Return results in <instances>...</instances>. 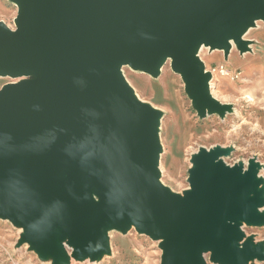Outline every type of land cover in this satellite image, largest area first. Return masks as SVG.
<instances>
[{
	"label": "water",
	"instance_id": "95a60500",
	"mask_svg": "<svg viewBox=\"0 0 264 264\" xmlns=\"http://www.w3.org/2000/svg\"><path fill=\"white\" fill-rule=\"evenodd\" d=\"M0 21V217L53 263L95 259L107 230L131 226L161 240V264H222L261 257L231 222L260 224L256 165L229 167L225 151L200 148L190 190L159 182L160 113L138 100L121 68L157 75L168 58L197 114L229 107L209 92L201 45L240 51L245 25L264 21V0H10Z\"/></svg>",
	"mask_w": 264,
	"mask_h": 264
},
{
	"label": "rangeland",
	"instance_id": "374dc122",
	"mask_svg": "<svg viewBox=\"0 0 264 264\" xmlns=\"http://www.w3.org/2000/svg\"><path fill=\"white\" fill-rule=\"evenodd\" d=\"M17 6L10 0H0V21L9 28L15 27ZM257 21V20H256ZM252 52L240 56L233 49L231 58L243 62L235 66L230 60L223 61L222 54L202 48L200 56L207 69L222 65L225 73L214 71L211 93L215 99L229 107L225 116L218 113L200 117L189 97L185 83L169 61L160 67L158 76L129 65L121 68V74L135 95L143 102L160 111V125L157 136L159 153V182L171 193L183 196L189 191L190 170L194 168L193 158L200 148L221 147L220 155L225 166L247 165L249 159L262 164L260 174L264 176V21L256 22L244 35ZM239 50V49H238ZM18 80L0 76V88ZM170 85L176 99L180 100V113L170 109L162 87ZM228 111V110H227ZM261 184V183H260ZM259 184V185H260ZM264 194V191L262 192ZM244 241L258 249L263 255L248 260L247 264H264V222L243 226ZM161 240L153 239L145 232L131 226L123 232L119 228L107 230L108 250L102 252L96 262L92 259L75 258L69 247L66 256L59 257L57 264H161L163 251ZM68 251L70 253H68ZM205 264H222L211 260V252L203 253ZM0 264H54L50 253L41 252L25 238L24 227L9 218L0 217Z\"/></svg>",
	"mask_w": 264,
	"mask_h": 264
},
{
	"label": "bare ground",
	"instance_id": "6f19581e",
	"mask_svg": "<svg viewBox=\"0 0 264 264\" xmlns=\"http://www.w3.org/2000/svg\"><path fill=\"white\" fill-rule=\"evenodd\" d=\"M257 21H260V20H257ZM257 21H253L251 24L245 25L244 28H243L242 34H241V36H240V39H241V41L245 44V46H246V47H245L246 50H243V51L238 50V49H239V48H238V45H237V43L234 41L233 37H230L229 40H228V41H229V48H228V49H212V48H210V47H208V46L201 45V46L199 47L197 53H198V55H199L201 61L203 62L205 68L207 69V66H206L205 62L203 61V59L201 58V56H200V52H201L202 48L209 49L208 51H217V52L221 53V54H222V57H223V61H226L227 58H228V60H230V62L233 63V65H235V66H243V65H245V64H247V63H250L252 60H249V61H247V62H243V61H242L241 59H239V58H234V57L231 58V56L229 57V54L232 52L233 49L237 50L238 54H239L240 56H242V57H243V55H244L245 53L252 52V47H250V43H253L254 40L245 39V38H244V35H245V33H246L250 28L256 26V22H257ZM167 61H169V63L171 64V59H170V58H168ZM160 70H161V69H159L158 74L155 75V76H158V75H159ZM213 75H214V72L211 73V79H210V82H209V92H210V95L215 99V97H214L213 94L211 93V91H212V90H211V87H212ZM124 79H125V78H124ZM125 81H126V80H125ZM126 82H127V81H126ZM162 89H163V91H164L165 94H166V101L168 102V104H169V106H170V109H171L172 111H174L176 114H179V113H180V110H181V109H180L181 103H180V100H179V99H176V98H175V95H174V93H173V91H172V89H171V86L168 84V85H166V86H163ZM134 95H135V93H134ZM135 97H136L138 100H140L136 95H135ZM140 101H141V100H140ZM141 102L144 103V104H147V103H145V102H143V101H141ZM147 105H149V104H147ZM149 106H150V105H149ZM150 107H151V106H150ZM151 108L154 109L153 107H151ZM154 110L157 111L156 109H154ZM158 112L160 113V111H158ZM227 112H229V110L226 111V112H224L223 114H221V116H222V117L225 116V114H226ZM160 119H161V118H159V123H158V126H157V130L159 129ZM215 147H216V146H214V147H212V148L214 149ZM219 148H221V147H219ZM221 149H222V148H221ZM206 150H208V149H206ZM196 153H197V152H196ZM159 159H160V157H159ZM159 159H158V163H157V169H158V171L160 172V170H159ZM220 160H221V159H220ZM249 163H253V164L256 165V172H257V176H256V178H257V179L260 181V183H261L259 186H257V187L254 189V192L251 193V194L249 195V198H252L253 195H254V193L256 192V193H259V197H260L261 199H264V194L262 193V192L264 191V176H262V175L260 174V171H261L262 168H263V167H262V164H259V162H257L256 160H254V159L251 158V159H249V160L247 161V165H246V166H242L241 164H235V165H233V166H229V167L232 168V167H234V166H241V168H242V169H241V173L243 174L244 171L247 169V166H248ZM257 215L260 216V217H263V218H264V204L260 205V207L257 209ZM230 224H231V225H235V226H237V228H238V230H239V232H240V238H239L238 242L241 241V240H243V238H244L243 226H244L245 223L242 222V221H237V222H231ZM61 243H62L63 247L65 248V251H67L68 248H69V246L67 245V242H66V238H65V237H62V238H61ZM236 245L239 246V247H241V242L238 243V244H236ZM68 253H70V252L68 251ZM47 254H48V253H47ZM85 259H90V257H87V258H85ZM98 259H99V257H97V258H95V259H92L91 262H96ZM203 260H204V262H206V259H205L204 256H203Z\"/></svg>",
	"mask_w": 264,
	"mask_h": 264
},
{
	"label": "built area",
	"instance_id": "2783aa9c",
	"mask_svg": "<svg viewBox=\"0 0 264 264\" xmlns=\"http://www.w3.org/2000/svg\"><path fill=\"white\" fill-rule=\"evenodd\" d=\"M197 55H198V53H197ZM199 56V55H198ZM200 58V57H199ZM218 69V71L220 72V73H225V68L222 66V65H219V67H217V68H215V69H213V70H211V69H206L205 68V71H209L210 73H212V72H214L215 70H217Z\"/></svg>",
	"mask_w": 264,
	"mask_h": 264
}]
</instances>
